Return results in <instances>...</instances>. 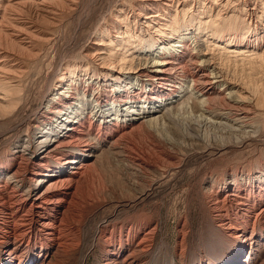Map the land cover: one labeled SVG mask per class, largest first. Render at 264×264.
Wrapping results in <instances>:
<instances>
[{
  "label": "bare ground",
  "instance_id": "6f19581e",
  "mask_svg": "<svg viewBox=\"0 0 264 264\" xmlns=\"http://www.w3.org/2000/svg\"><path fill=\"white\" fill-rule=\"evenodd\" d=\"M79 1L0 0V76L23 78L28 73L25 62L39 55L41 43L53 40L46 29L59 28L63 18L77 12ZM139 1L146 7L145 11L137 10L135 19L147 27L162 24L163 16L167 21L173 19V14L179 15V7L175 9L177 0ZM188 1L182 0L181 5L186 7ZM231 2L203 1L199 9L202 15L210 13L211 17L216 10L217 13L210 22H202L186 19L189 14L195 17L193 1L194 9L185 10L179 26L185 29L179 33L176 30V36L160 35L164 38L160 44L165 45L157 52L159 41L154 39L148 40L149 51L143 57L138 58L129 48L128 55L134 56L130 66L135 59L141 64L144 61V65L151 60L153 68L135 71L136 76L124 85L118 82L109 88L111 85L107 80L102 83L100 74L91 76L95 78L91 82H78L76 69L71 71L59 63V84L68 82L67 87H62L52 101H42V113L33 127L41 130L44 138L33 142L32 114L24 117L18 127H27L28 144L21 152H7L0 161V264H73L74 260L87 264L89 254L97 249L103 254L104 264H177L167 256L165 261L160 260L161 254L166 255L165 243L156 247L159 222L147 213V200L161 183L185 167L186 157H179V148L192 149L203 143L208 151L215 149L214 139L204 130L201 132L202 128L246 135V126L251 125L243 95L229 90L224 74L205 60L202 52L190 59L187 69L178 60L186 55L187 43L202 37L223 60L243 55L242 61L255 64L256 60L264 66V27L258 25V20L264 19V12L258 15V9L264 11V0L254 4L243 0L244 9H249L247 25H241L236 15L233 19L223 17ZM78 15L82 17L83 12ZM106 31L112 34V28L101 34ZM240 36L246 37L239 39ZM175 37L176 50L171 53L167 44ZM113 38L120 43L125 39L121 35ZM144 42L140 39V46ZM98 46L97 53L103 50L100 57L113 44L103 49ZM253 87L254 94L264 95V84ZM189 101H193L192 105ZM175 103L180 104L179 110L195 116L186 119L180 113L173 114L168 106ZM16 108L13 105L3 114ZM163 109L167 112L162 116L148 119ZM180 117L187 123L180 124ZM175 125L187 132H179ZM141 131H145L142 134L147 147L139 148L132 140L126 141L133 136L139 138ZM166 132L174 136L169 138ZM181 140L190 147L183 146ZM227 146L222 144L216 150ZM210 179L206 189L197 192L208 211L203 215L208 220L203 222L206 228H201L199 240L193 241V228L186 221L178 225L175 256L179 264H251L252 260L254 264H264V166L247 174L229 169L227 174ZM194 189L192 186L190 191ZM111 205L131 212L113 214L97 223L92 232L98 211Z\"/></svg>",
  "mask_w": 264,
  "mask_h": 264
},
{
  "label": "rangeland",
  "instance_id": "374dc122",
  "mask_svg": "<svg viewBox=\"0 0 264 264\" xmlns=\"http://www.w3.org/2000/svg\"><path fill=\"white\" fill-rule=\"evenodd\" d=\"M203 1L208 3L209 0ZM203 1L189 0V5L184 7L181 5L182 0H177L175 4V9L179 7L177 10L179 15L177 17H174L175 15L173 14V19L165 21L166 18L163 16L162 19H160V23L162 24H150V26L147 27L148 24H142V22H137L135 19L137 10L145 11L146 7L139 0H80L76 10L77 12L73 13L69 18H63V23L59 28L46 29V31H49V37L53 40L44 44L41 43L39 48L40 53L36 57L37 59L35 58L34 60L25 62L26 68L28 67V73L23 78L14 79L0 76V161L4 159L7 152H21L23 147L28 144L29 137H27V127H18V124L20 126V121H22L24 117L32 114L30 121H33V124L30 129V136L33 142L36 144L39 140L44 138L42 137L43 133H41V130L34 129L33 127H35L34 122L38 119L40 113H42V101L54 99L57 94L61 93L63 90L62 87H67L68 82H65L63 86L60 85L62 82L60 72L56 74L59 63L62 62V67H69L68 69L71 71L73 68L76 69V75L78 76L76 77V81L78 82H83L84 84L86 82H91L95 79L91 76L100 74L103 80L102 83L105 82L104 80H107V83L111 85L109 88H112V85L116 87L118 82L124 85L136 76V74H134L135 71L150 70L153 68L151 60L144 65V61L141 64L138 59H135L134 65L130 66L129 60L134 56L131 57L128 55L129 48L130 52L135 53L138 58L143 57V54L146 55L145 52L149 51L147 46L149 44L148 40L154 39L159 41L155 49V52H157L160 47L165 45L160 44L162 42L160 39L164 40L160 35L171 34L170 36H176V30H178L177 33H179L185 29L179 26L184 19L185 10L187 8H190L189 11L194 9V7L192 9V5L195 6L193 11L195 17H191L189 14V16H186V19L190 20L191 18H196L200 19L202 22H210V19L216 17L215 13H217V10L214 14H211V17L210 13L202 15L199 9H201L200 7L203 5L201 4ZM231 1L232 2L227 5V10L223 12V17H230L233 19V16L236 15L239 17L238 22L241 25H247L250 19H246L248 15V11L246 10L249 9L247 7L246 10L244 9L243 0ZM255 2H260V0H252V4ZM250 7H254V5L249 6V8ZM258 11V15H263V10L258 9ZM82 12L83 16L79 17L78 13ZM257 20L258 19L255 17L254 21ZM258 21L259 27H264V19L262 18ZM108 28H112V34H109L110 31H106V33H103V36L101 33ZM159 30L160 34L158 33ZM117 32L119 34H117ZM130 33H132L134 37H131ZM113 35H121L125 39L120 43V41L113 38ZM243 37L245 38L246 36ZM243 37L240 36L239 39H244ZM140 39H144V46H140ZM176 40V37L175 39L172 38L169 44H167L169 47L168 51L171 53H173V49L176 50L174 48ZM195 41L198 42L195 44ZM108 44H113V46L105 50L104 54L99 57V53H102L103 50H99L97 53V48H95L96 45H99L98 47L103 49L104 46ZM208 45L210 46V43L205 42V39L202 37L191 40L187 43L186 55L183 59L178 60V63L180 62L182 64L183 69H187L191 61L190 59L200 55L202 52L204 59L210 60L213 67L224 74V80L229 85V90L232 92H240L243 95V100L250 110L249 123L251 125L246 126L248 127L246 135L225 134L224 131L217 128L207 127L208 130L202 128L201 132L204 130V134H208L211 140L212 138L214 139L215 149L208 151L206 145L203 143L194 146L192 149H185V147L182 149L179 148V150H177L179 157L182 159L186 157L185 167L179 170L168 182L161 183L156 188L153 195L147 200L145 205L147 213H150L152 218L159 222L156 247H161L162 244L165 243L164 250L166 255L161 254L160 260L165 261L168 258H172V260L175 259L177 264L180 263V260L175 256L180 237L177 231L180 221L184 220L188 226H192L194 231L192 239L194 242L199 240L201 228H206L204 223L208 218L205 219L206 216L203 215L204 213L208 214V211L205 209V205L203 206L200 202L198 195L200 194L201 196V193L197 194V192H203L202 190L206 189L205 186L210 182L211 176L214 178L218 175L227 174V170L229 169L242 170L243 174H247L250 170L253 172L256 171L258 167L264 166V95L260 92L256 94L253 93V85L258 83L259 85L264 84V66L256 60L255 64L248 63L250 62L248 60L242 61L244 58L243 55H237L239 58H231L230 61L223 60L219 57V53L214 50L215 48L213 46L209 47ZM147 54L150 55V52ZM122 57H125L126 61H122ZM111 66L118 68V71L116 69L112 71L106 69ZM85 72H88V75ZM97 80H100V78H97ZM218 89H220V87H218ZM186 98L187 97H185L184 100H186ZM87 100L91 101L90 97L87 98ZM189 102L192 105L193 101ZM178 103H175L174 106H168L173 114L180 113L186 119L195 116L194 113L189 114L186 110H179L180 104L178 105ZM13 105H17L15 111L3 114V112H6ZM33 111L37 116H34L35 113ZM162 111L151 114L148 119L162 116L163 113L167 112V109H163ZM181 117L179 119L180 124H186L187 121H183ZM178 126L180 125H177L175 128H178L177 130L180 129L179 132L185 130H182L181 126ZM14 128L15 131L12 133ZM186 128L194 129V127L189 126H186ZM45 130L46 129H44V132H47ZM166 130L169 131V129ZM143 132L145 131H141V136L139 138L133 136V139L129 137L126 141L129 142L132 140L134 146L139 148L143 145L147 147L148 144L145 143L146 138ZM166 133L169 138L174 136L169 132ZM183 143L185 146H189L187 145L188 142L181 140L182 145ZM222 144L228 145L227 148L220 151L216 150V148ZM134 146H132V148H134ZM110 163L114 165L111 159ZM111 177L112 175L108 176V178ZM192 186H194L195 189L190 191ZM189 191L192 192L191 196H188L190 194ZM129 211L130 210L114 205L104 206L98 211L91 231L94 232L97 223L111 218L113 214L121 216L122 214L126 215ZM208 234L207 230L205 235L207 236ZM195 247L198 249L197 245ZM101 256H103V254L97 249L94 253L89 254L87 264L103 263ZM166 256L168 258H166ZM76 258L79 259V255H77ZM73 264H77V260H74ZM251 264H254V260H252Z\"/></svg>",
  "mask_w": 264,
  "mask_h": 264
}]
</instances>
